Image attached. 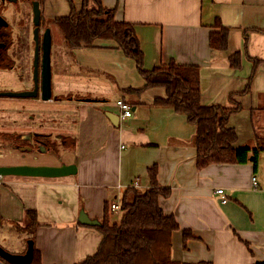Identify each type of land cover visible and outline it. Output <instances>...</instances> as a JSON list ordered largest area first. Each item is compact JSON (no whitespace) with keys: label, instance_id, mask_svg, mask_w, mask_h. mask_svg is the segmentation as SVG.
<instances>
[{"label":"crops","instance_id":"crops-1","mask_svg":"<svg viewBox=\"0 0 264 264\" xmlns=\"http://www.w3.org/2000/svg\"><path fill=\"white\" fill-rule=\"evenodd\" d=\"M72 1L79 9L81 0ZM100 2L114 9L117 20L133 24L143 69L171 60L197 67L201 104L234 109L228 125L236 133L234 145L250 149L249 160L198 168L194 126L172 107L154 103L165 96V89L144 87L134 60L112 40L70 50L62 42L52 49V41V98L0 99L6 98L5 105L20 101L28 137L49 136L57 152L42 149L19 159V151L9 149L10 154L0 153V165L74 164L76 172L61 177L0 176V245L24 253L31 239L38 254L29 264L83 261L97 250L102 234L96 225L79 222L80 213L100 222L105 208L119 202L125 188L134 182L135 188L149 187L148 170L155 167L157 182L169 188L159 205L179 225L171 233V259L264 262V0ZM39 6L47 22L44 28L51 31V21L70 11L69 3L60 0ZM219 24L227 28L225 49L213 48L208 41ZM14 76L13 71L0 70V90H19ZM117 99L130 104L131 116H120ZM220 188L222 194L217 193ZM29 209L38 223L32 232L25 229ZM183 229L192 236L185 243Z\"/></svg>","mask_w":264,"mask_h":264},{"label":"trees","instance_id":"trees-1","mask_svg":"<svg viewBox=\"0 0 264 264\" xmlns=\"http://www.w3.org/2000/svg\"><path fill=\"white\" fill-rule=\"evenodd\" d=\"M38 1L41 4L45 0ZM67 1L69 13L53 20L65 47L70 50L92 46L100 39L112 40L126 56L133 59L145 80L144 87L161 86L165 89V96L155 99L154 103L172 107L174 111L185 115L194 126L195 161L198 168L210 163H245L249 160L250 149L234 145L236 133L228 125V117L234 109L201 104L196 66L171 60L165 66L143 69L142 51L133 24L117 20L114 9L103 7L100 0H92L93 5L88 4V0H81L79 9L75 8L72 0ZM219 27V31L210 32L209 45L225 49L227 28ZM140 89L133 90L139 92ZM13 146L25 148V145ZM43 149L57 152L55 143L47 142L43 144ZM148 172L149 187H127L121 193L117 220L109 219L110 211L108 206L105 208L102 220L96 225L102 234L100 244L93 254L77 264H211L206 261L181 262L171 259V233L179 229V225L173 215L165 214L159 205V198L167 196L169 188L157 182L155 167L149 168ZM26 216L25 229L32 232L38 225L36 213L29 209ZM182 236L184 243L192 237L186 229L182 230ZM37 254L33 249L32 261Z\"/></svg>","mask_w":264,"mask_h":264},{"label":"water","instance_id":"water-1","mask_svg":"<svg viewBox=\"0 0 264 264\" xmlns=\"http://www.w3.org/2000/svg\"><path fill=\"white\" fill-rule=\"evenodd\" d=\"M15 2L16 0H9ZM32 11V38L34 41L33 49V71L32 80L33 88L27 90H3L0 91V96L5 97H19V98H35L39 97L41 100H50L52 98L51 89V30L45 27L40 31V16L41 10L38 0L31 1ZM39 33H41V40H39ZM39 45L41 49L39 58ZM38 70L40 75V85L38 86ZM83 101H95L92 98H82ZM112 119L111 114H107ZM116 116V115H115ZM117 117V116H116ZM76 166L74 164H62L59 166L51 165H31V164H13L0 165V176L18 175V176H33V177H61L75 174ZM82 213V212H81ZM79 216V222L89 225H98L97 220H87L83 213ZM33 241L27 240V246L24 253H12L5 250L0 245V257L12 264H29L32 260Z\"/></svg>","mask_w":264,"mask_h":264},{"label":"rangeland","instance_id":"rangeland-1","mask_svg":"<svg viewBox=\"0 0 264 264\" xmlns=\"http://www.w3.org/2000/svg\"><path fill=\"white\" fill-rule=\"evenodd\" d=\"M60 2L68 6L67 0H60ZM87 2L88 4H94L92 0H88ZM0 14L8 18V22L10 24L8 28L10 32L11 31L13 32L12 36L14 40H16L17 43H19L16 45V47L22 50L23 52L22 57H24L23 58L24 62L28 65V68L31 70V66H30L31 56H32V45L31 44L33 41L30 40V38H32V35H31L32 34V11H31L30 0H17L16 2H6L0 7ZM2 21L0 20V23ZM44 23H47V22H44L42 16H40L41 28L42 27L44 28ZM51 25H53L54 27V29L51 31V43L53 41L52 49H54L56 43L62 42L63 44V41H61L62 40L61 35L57 31L56 27L54 26L53 21H51ZM16 57L19 58L20 60L22 59L19 54H17ZM13 73H15V71H13ZM0 91H3V90H0ZM3 99H6V98L4 97ZM3 99H0V153H1V156L10 154L9 153L10 151H7L9 149H14L16 151H19V155L17 156V158L19 159H20V156L28 154L30 152H35V153H40V151L43 152L42 151L43 147L41 145L39 146V144H36L35 137L43 138L44 136H39L37 134L31 133L30 137H28L29 136L27 134L28 132L27 122L28 121L26 117H23V115H26V112L25 111L23 112L22 108L18 105L20 104L19 103L20 101L12 100L14 102L13 104L5 105L3 102H6L7 100H3ZM54 134L55 133H52L51 136L53 137ZM13 141L15 143H13ZM13 144H18L21 146L25 145V148L22 149L20 147L18 149L15 146H13ZM49 144H52V143L49 141ZM118 217H119L118 211L109 212V219L117 220ZM9 238L12 239V235L9 236Z\"/></svg>","mask_w":264,"mask_h":264},{"label":"flooded vegetation","instance_id":"flooded-vegetation-1","mask_svg":"<svg viewBox=\"0 0 264 264\" xmlns=\"http://www.w3.org/2000/svg\"><path fill=\"white\" fill-rule=\"evenodd\" d=\"M6 2H11V1L0 0V5L2 6ZM5 17L6 16L0 14V20L1 21L4 20L0 23V70L15 71L14 77H15L17 84H19V88H18L19 90L31 89L33 88V80H32V71H33L32 60H33V49H34L33 38H30V40L33 41L31 44L32 45V56H31V64H30L31 70H30L28 68V65L24 62V59H23L24 57H22V54H23L22 50L16 47V45L19 43H17L16 40H14L12 36L13 32L12 31L10 32L8 28V26L10 25L8 22V18L7 17L5 18ZM32 28H33V25H32ZM43 29L44 28L43 27L41 28L40 26V31H42ZM39 40H41V33H39ZM40 53H41V49L39 45V58H40ZM17 54L21 56L22 58L21 60L16 57ZM37 77H38V86H39L40 85L39 70H38ZM39 136H44L43 138L35 137L36 138L35 142L36 144H39V146L41 145L43 147V144L50 141L49 136L47 135L40 134Z\"/></svg>","mask_w":264,"mask_h":264},{"label":"built area","instance_id":"built-area-1","mask_svg":"<svg viewBox=\"0 0 264 264\" xmlns=\"http://www.w3.org/2000/svg\"><path fill=\"white\" fill-rule=\"evenodd\" d=\"M115 105L118 108L121 117H125L126 118V117L131 116V114H132L131 106H130V104L128 102H126L123 99H117L115 101ZM133 185H134L133 187H135L137 185V183L134 182ZM252 185L254 187L256 186V181H255V178L254 177H252ZM217 193L222 194L223 193V190L221 188L220 189H217ZM222 200L225 201V198L223 197ZM108 209L111 212L119 211V209H120L119 202L118 201L110 202L109 203V206H108ZM0 264H12V263H9L8 261H6L2 257H0Z\"/></svg>","mask_w":264,"mask_h":264}]
</instances>
